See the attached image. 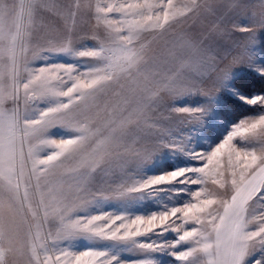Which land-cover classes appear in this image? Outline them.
<instances>
[{
	"label": "snow or ice",
	"instance_id": "snow-or-ice-1",
	"mask_svg": "<svg viewBox=\"0 0 264 264\" xmlns=\"http://www.w3.org/2000/svg\"><path fill=\"white\" fill-rule=\"evenodd\" d=\"M230 6L225 0H190L178 12L173 0H137L97 5L93 13L90 5H65L60 13L62 27H49L36 58H43L44 53L72 52L94 64L78 70L75 65L66 64L30 66L26 60L34 32L38 29L44 32L43 23H38V9L54 5L0 0V41L3 42L0 60L7 73V79H0V264H68L69 257L71 264H119L117 257L106 251L75 252L60 244L80 235L134 240L157 229L177 232V243L191 244L175 254L185 264H242L253 245L264 244V211L258 215L250 211L258 199H264V147L257 151L237 148L233 143L240 138L264 144V115L235 125L210 153L198 156L202 161L200 167L107 190L115 196H124L195 173L193 178L180 182L202 187L192 193L191 202L170 211L127 218L107 213L74 217L75 210L71 215L62 211L58 219L50 220V204L45 195L47 176L53 169L86 154L101 160L121 159L120 150L126 147L130 126L139 127L151 120L149 113L159 103L156 85L175 52L173 42L166 36V25L171 27L173 22H179V17H212L207 29L199 31L193 26L192 34L182 38L181 51L193 54L210 70L206 81H183V93L195 91L207 95L209 83L211 93L216 91L232 67L225 70L216 62L222 58L211 55L209 41L229 23L225 12ZM85 14L90 19L94 16L97 27H103V36L89 37L83 28L77 32V17ZM260 28H264V23ZM233 30L254 38L255 26L234 25ZM145 32L154 33L151 43H146ZM89 38L96 41V46L77 50L76 46ZM152 43L158 46L153 48ZM242 62L234 58L232 65ZM105 92L114 95L116 102L105 105L101 114L99 105L95 111L92 106L98 94ZM179 96V90H175L174 98L167 103ZM248 102L264 103V96ZM44 103L48 104L46 108L39 107ZM200 112L198 108H171L168 115L194 119ZM98 120L103 123L99 124ZM56 126L72 130L74 136L48 139L49 130ZM33 141L39 144L34 145ZM150 145L142 150L144 156L137 155L140 162L166 146L162 135L151 137ZM44 148L51 151H43ZM225 156L226 164L222 163ZM82 174L87 175V170ZM209 182L215 190H209ZM37 195L40 199L34 207ZM94 195L107 196L99 189L94 190ZM90 203L85 200L78 210ZM253 224L258 226L253 229ZM138 246L150 250L160 247L151 243Z\"/></svg>",
	"mask_w": 264,
	"mask_h": 264
},
{
	"label": "rangeland",
	"instance_id": "rangeland-1",
	"mask_svg": "<svg viewBox=\"0 0 264 264\" xmlns=\"http://www.w3.org/2000/svg\"><path fill=\"white\" fill-rule=\"evenodd\" d=\"M39 5H54V7H40L38 9L39 22L43 23L44 32L39 29L34 32L33 40L28 47L26 60L30 66H44L50 64L75 65L78 70L93 67L89 58L78 57L74 53L54 52L44 53L43 58L37 59L41 45L44 43L42 37L49 27H62L63 20L60 13L65 5L91 6L94 13L97 5L104 6L110 3H135L137 0H26ZM155 2V0H154ZM231 6L225 15L229 20L221 32L210 40L211 55L222 59L216 62L227 70L224 80L218 85L214 93L211 84H208L207 95L200 92L184 94L181 84L183 81L198 82L207 80L209 69L193 54L182 52V38L192 34L193 26L199 31H204L212 22V17L187 19L179 17V22H173L168 28L166 36L173 42L175 52L167 61V70L159 77L156 85L159 89L158 106L149 113L151 120L141 123L139 127L131 125V132L126 140V147L121 148V159L109 158L101 160L98 156L93 158L86 154L77 159L66 160L62 165L52 170L47 176L48 188L45 190L49 201V219H58L62 211L65 215L74 217L91 216L98 214H110L112 216H125L135 218L136 216H149L170 211L173 207L183 206L191 202L192 193L198 190L200 185L181 183V180L191 179L196 174L188 173L185 177L168 184L154 186L141 192L129 193L124 196H115L107 190L115 188L120 184H132L142 182L151 177L165 175L180 169H191L200 167L202 161L199 155L210 153L221 143L232 131L235 125L241 121L251 120L264 115V103L251 104L248 101L256 96H264V0H225ZM9 3L19 4L20 0H9ZM175 9L180 12L190 0H173ZM83 10V8H82ZM236 27L255 26L253 40L250 34L233 30ZM84 29L89 37L92 34L103 36V27H97L94 16L90 19L86 14L77 17V32ZM146 43L153 41L154 33L145 32ZM246 45V46H245ZM96 46V41L89 38L76 46L77 50L91 49ZM158 43H152L156 48ZM3 42L0 41V48ZM243 60L242 63L232 65L233 59ZM24 61L20 63L23 71ZM10 68V62H9ZM171 73V77H169ZM0 79H7L5 65L0 60ZM175 90H179L180 96L174 98ZM116 102V98L110 92L98 94L95 104L99 105L102 114L104 106ZM47 103L39 107L46 108ZM171 108L201 109L194 119L185 118L182 115L169 117ZM154 113V114H153ZM155 121V123H153ZM102 124V120H98ZM162 135L163 144L159 151L140 162L137 155L144 156L143 149L150 148V138ZM74 132L62 126H56L49 130L48 139L72 138ZM237 148L251 149L257 151L264 147L259 140H241L237 138L234 142ZM38 145V141H33ZM27 151V146L26 149ZM43 151L50 152L51 149L44 148ZM91 152V150H90ZM95 159V163L93 160ZM226 164V156L222 159ZM87 170L88 174H82ZM207 187L215 190L210 182ZM103 190L107 196L94 195V190ZM51 193L49 196L48 193ZM40 199L39 195L34 197L33 206ZM85 200L91 203L80 209ZM264 199H258L251 209L258 215L264 211ZM67 210V211H65ZM43 215V209L40 210ZM120 222L117 221V224ZM181 223V221H177ZM258 225L253 224L255 229ZM186 227H192L187 225ZM47 231V225L45 226ZM179 233L171 230L157 229L152 233L134 238V240L120 241L80 235L67 241L61 242L60 247L68 248L69 251L99 250L106 251L117 257L119 264H185L176 258L180 253L191 247L188 242L178 241ZM142 243L160 245L156 250L140 248ZM175 244V246H172ZM63 259V258H62ZM71 264V258H67ZM242 264H264V244L253 245L245 256Z\"/></svg>",
	"mask_w": 264,
	"mask_h": 264
}]
</instances>
